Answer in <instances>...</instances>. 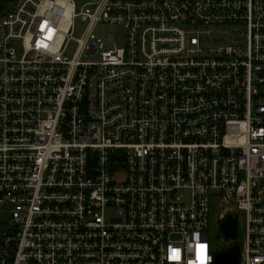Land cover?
I'll return each instance as SVG.
<instances>
[{"label": "built area", "instance_id": "2783aa9c", "mask_svg": "<svg viewBox=\"0 0 264 264\" xmlns=\"http://www.w3.org/2000/svg\"><path fill=\"white\" fill-rule=\"evenodd\" d=\"M10 2L0 264H264V0ZM215 202L242 244L210 243Z\"/></svg>", "mask_w": 264, "mask_h": 264}, {"label": "rangeland", "instance_id": "374dc122", "mask_svg": "<svg viewBox=\"0 0 264 264\" xmlns=\"http://www.w3.org/2000/svg\"><path fill=\"white\" fill-rule=\"evenodd\" d=\"M11 5H12L11 2L5 4L4 8L0 10V16L9 10ZM84 30L85 28L83 26H78L76 28V31L73 36L75 38V41H72L71 51L69 52L71 55L74 54L77 48L76 40L82 37ZM94 35H96V37H98L105 43L108 42L107 40L109 38L113 37L115 39V43L122 45L124 42L123 40L125 34H124V30L121 27L112 26V25H101L94 31ZM109 46L112 47L113 44L110 43ZM220 208H221L220 202H215L211 206V216H210L208 235H209L210 243L212 244L213 247H216L218 243H220L222 240L224 241V243L222 244L224 247L230 241V240H226L224 236H222L221 227L220 224H218V216H219ZM10 214H11L10 210L2 209L0 212L1 221H5L9 219ZM244 238H245V221L244 218H242V215H240L238 222L237 236L232 241L242 244Z\"/></svg>", "mask_w": 264, "mask_h": 264}, {"label": "water", "instance_id": "95a60500", "mask_svg": "<svg viewBox=\"0 0 264 264\" xmlns=\"http://www.w3.org/2000/svg\"><path fill=\"white\" fill-rule=\"evenodd\" d=\"M11 0H0V10ZM5 14H3L4 16ZM2 17V16H1ZM221 230L226 240H233L237 236L238 219L235 216H229L221 225ZM2 250V235L0 230V257ZM240 246L233 245L227 251L218 254L215 257L214 264H240Z\"/></svg>", "mask_w": 264, "mask_h": 264}, {"label": "snow or ice", "instance_id": "6c2138e0", "mask_svg": "<svg viewBox=\"0 0 264 264\" xmlns=\"http://www.w3.org/2000/svg\"><path fill=\"white\" fill-rule=\"evenodd\" d=\"M198 247L201 248V249H203L204 246L203 245H199ZM172 258L174 260H177V261L180 259V252H179V250H173ZM201 264H203V260H201Z\"/></svg>", "mask_w": 264, "mask_h": 264}, {"label": "clouds", "instance_id": "9594fccd", "mask_svg": "<svg viewBox=\"0 0 264 264\" xmlns=\"http://www.w3.org/2000/svg\"><path fill=\"white\" fill-rule=\"evenodd\" d=\"M201 260H203V255L201 254Z\"/></svg>", "mask_w": 264, "mask_h": 264}, {"label": "trees", "instance_id": "16d2710c", "mask_svg": "<svg viewBox=\"0 0 264 264\" xmlns=\"http://www.w3.org/2000/svg\"><path fill=\"white\" fill-rule=\"evenodd\" d=\"M4 8V7H3ZM2 10V9H1ZM234 243H236V242H234ZM237 244V243H236ZM226 251V250H225Z\"/></svg>", "mask_w": 264, "mask_h": 264}]
</instances>
